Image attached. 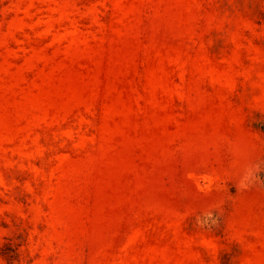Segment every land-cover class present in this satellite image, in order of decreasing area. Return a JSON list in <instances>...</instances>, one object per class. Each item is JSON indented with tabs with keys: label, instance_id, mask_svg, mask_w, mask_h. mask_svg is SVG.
<instances>
[{
	"label": "rangeland",
	"instance_id": "rangeland-1",
	"mask_svg": "<svg viewBox=\"0 0 264 264\" xmlns=\"http://www.w3.org/2000/svg\"><path fill=\"white\" fill-rule=\"evenodd\" d=\"M0 264H264V0H0Z\"/></svg>",
	"mask_w": 264,
	"mask_h": 264
}]
</instances>
